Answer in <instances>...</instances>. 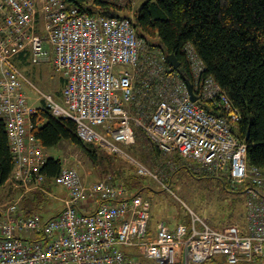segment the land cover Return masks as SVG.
I'll list each match as a JSON object with an SVG mask.
<instances>
[{
	"label": "built area",
	"instance_id": "2783aa9c",
	"mask_svg": "<svg viewBox=\"0 0 264 264\" xmlns=\"http://www.w3.org/2000/svg\"><path fill=\"white\" fill-rule=\"evenodd\" d=\"M67 1L0 0V116L15 163L13 180L39 189L45 182L39 169L46 155L31 133L34 108L13 61L28 49L34 59L50 55L62 73L66 106L43 96L54 115L76 122L81 140L156 178L125 149L140 129L160 153L177 154L232 189L244 187V223L219 230L192 215L189 224L171 227L159 220L152 228L142 194L110 174L85 184L76 168L62 165L53 181L66 197L56 215L44 219L37 212L22 214L16 201L7 205L0 220V264H264V169L247 164L245 141L203 106L214 104L219 86L210 78L208 91L198 89L204 65L195 50L183 46L195 81L192 101L186 81L137 35L130 18L91 14Z\"/></svg>",
	"mask_w": 264,
	"mask_h": 264
},
{
	"label": "trees",
	"instance_id": "16d2710c",
	"mask_svg": "<svg viewBox=\"0 0 264 264\" xmlns=\"http://www.w3.org/2000/svg\"><path fill=\"white\" fill-rule=\"evenodd\" d=\"M67 2L91 14L130 18L137 35L144 38L148 47L156 48L164 55L173 53L176 56L179 65L170 67V71L193 84L183 51V46L189 43L204 65L200 81L213 78L227 97L229 109L238 112L236 122H228L233 134L247 145V164L264 169V0H144L133 11L130 0L124 4L118 0ZM122 10L126 13L119 14ZM29 56V50L25 49L15 54L13 61L18 67ZM64 82L62 76L61 86ZM202 104L211 113L227 118L228 109L217 98L214 104L206 101ZM30 122L31 133L43 149L63 141L70 142L85 154L101 176L110 174L127 190L141 194L143 175L127 171L123 164H114L120 158L116 154L104 153L96 143L81 140L76 133V122L54 115L44 98L30 114ZM135 133L136 142L125 148L128 152L134 151V155L140 157V148L145 147L159 154L154 143L140 129L135 128ZM177 158L180 160L178 155ZM62 163L59 157L48 155L39 173L45 181L52 179ZM14 166L5 120L0 116V185L14 181ZM222 181L228 190L240 192L245 189H232L224 178Z\"/></svg>",
	"mask_w": 264,
	"mask_h": 264
},
{
	"label": "rangeland",
	"instance_id": "374dc122",
	"mask_svg": "<svg viewBox=\"0 0 264 264\" xmlns=\"http://www.w3.org/2000/svg\"><path fill=\"white\" fill-rule=\"evenodd\" d=\"M143 1L131 0L132 11ZM93 8L96 9V6ZM122 13H126V10L119 11V14ZM17 68L24 76L22 91L28 105L36 107L41 104L43 95H50L57 103L63 107L66 106L61 94L62 73L52 64L50 55L43 59H34L29 56ZM103 152L106 153L104 150ZM44 153L47 156L59 157L64 165L76 168L82 175V170L90 168L100 177L99 179L107 176H101L97 169L90 167V161L85 154L70 142L63 141L44 149ZM129 153L147 168L153 170L157 176L153 178L151 175H144L142 179L144 188L141 194L150 203L151 216L148 224L152 228L159 220H163L171 227L178 223L189 224L192 215H196L219 230L240 229V225L244 223L245 199L248 196L245 189L240 192L226 189L222 178L195 171L191 167V162L178 160L176 154L173 156L160 152L154 154L152 150L148 151L145 147L140 148L141 158L135 156L134 151ZM113 163L123 164L127 171H136L135 167H132V164L125 158L120 157ZM93 177L90 175L84 179L91 181ZM50 189L51 194L56 197H61L65 193L61 185L51 184ZM46 197L45 206L43 207L40 202L34 209V212L39 213L45 219L62 208L59 198ZM2 219L4 218H0Z\"/></svg>",
	"mask_w": 264,
	"mask_h": 264
},
{
	"label": "crops",
	"instance_id": "0c3cea01",
	"mask_svg": "<svg viewBox=\"0 0 264 264\" xmlns=\"http://www.w3.org/2000/svg\"><path fill=\"white\" fill-rule=\"evenodd\" d=\"M149 150V148H146ZM175 155V154H173ZM170 155V156H173ZM177 155V154H176ZM169 156V157H170ZM63 162V161H62ZM62 165H64V162L62 163ZM90 167H92L90 165ZM83 175L80 174L82 181L85 184H89L91 183V181H95L98 180L100 177L97 176V174H95V172L90 169L87 168L85 171L82 170ZM90 175H93V179L91 181H88L87 179H84V177H89ZM13 180V177H12ZM11 182V181H10ZM14 182V181H13ZM13 182L11 183H5L3 185H0V218H5L7 216V205L12 202V201H16L17 202V206H18V210L22 213V214H30L34 212V209L38 206V204L40 202H42V206H45V201L47 199L46 196H51V197H55V198H59L62 202V207H63V199L66 197V190L65 193L63 195H61V197H56L53 196L51 194V189L50 186L51 184H56L52 179H49L47 181H45V184H43V188L39 189V188H34L32 186H28V187H22V186H18L17 184H14ZM58 185V184H56ZM93 203H91V205H93ZM61 209V208H60ZM60 209H58L54 215H56ZM93 207L91 208H87L86 210H92ZM36 213V212H35ZM52 215V216H54ZM43 218V217H42ZM49 218V217H48ZM45 219V218H44ZM126 252L131 253L130 249L126 248L125 249Z\"/></svg>",
	"mask_w": 264,
	"mask_h": 264
},
{
	"label": "bare ground",
	"instance_id": "6f19581e",
	"mask_svg": "<svg viewBox=\"0 0 264 264\" xmlns=\"http://www.w3.org/2000/svg\"><path fill=\"white\" fill-rule=\"evenodd\" d=\"M119 1V3H121V4H124V3H126V1L127 0H118ZM192 47V46H191ZM193 48V47H192ZM194 50V49H193ZM184 51V50H183ZM185 53V52H184ZM197 54V53H196ZM19 70V69H18ZM211 77H206V78H204L203 80H201L200 81V77L197 79V87H198V89L200 90V91H203V92H205V91H208L209 89H207L206 88V84L209 82V79H210ZM190 84H191V82L190 81H188ZM186 83H187V81H186ZM216 83V82H215ZM217 84V83H216ZM193 85L195 86V81H193V84H191V86L193 87ZM217 98V100H219L220 102H222V104L224 105V107L225 108H227L228 110H227V114H228V116H229V119H228V116H227V118L226 117H224V116H221L222 118H224L227 122H228V120H234L235 122H236V120L238 119V112L237 111H235L234 109L233 110H230L229 108H230V103H229V101H228V99H227V97H225V94L220 90V88H219V95L217 96L216 95V97H215V99ZM45 103H46V101H45ZM46 106H47V103H46ZM48 107V106H47ZM33 108H35V107H33ZM220 110V109H219ZM222 111V110H221ZM226 116V115H225ZM229 123V122H228ZM44 150V149H43ZM47 156V155H46Z\"/></svg>",
	"mask_w": 264,
	"mask_h": 264
},
{
	"label": "water",
	"instance_id": "95a60500",
	"mask_svg": "<svg viewBox=\"0 0 264 264\" xmlns=\"http://www.w3.org/2000/svg\"><path fill=\"white\" fill-rule=\"evenodd\" d=\"M164 59L165 62L172 68H176L179 65V61L177 60L176 56L173 53L166 54ZM187 91L190 99L192 101H195L197 99V96L193 93L192 86L189 82H187Z\"/></svg>",
	"mask_w": 264,
	"mask_h": 264
}]
</instances>
